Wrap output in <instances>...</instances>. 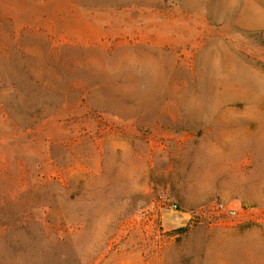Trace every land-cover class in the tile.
<instances>
[{
	"label": "rangeland",
	"instance_id": "374dc122",
	"mask_svg": "<svg viewBox=\"0 0 264 264\" xmlns=\"http://www.w3.org/2000/svg\"><path fill=\"white\" fill-rule=\"evenodd\" d=\"M0 264H264V0H0Z\"/></svg>",
	"mask_w": 264,
	"mask_h": 264
},
{
	"label": "built area",
	"instance_id": "2783aa9c",
	"mask_svg": "<svg viewBox=\"0 0 264 264\" xmlns=\"http://www.w3.org/2000/svg\"><path fill=\"white\" fill-rule=\"evenodd\" d=\"M218 209L222 212H225L228 216H234L235 215V210L225 206L224 204H218Z\"/></svg>",
	"mask_w": 264,
	"mask_h": 264
}]
</instances>
